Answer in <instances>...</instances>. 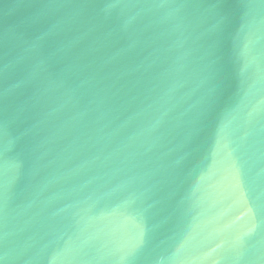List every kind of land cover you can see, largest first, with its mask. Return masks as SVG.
<instances>
[{"label": "water", "instance_id": "water-1", "mask_svg": "<svg viewBox=\"0 0 264 264\" xmlns=\"http://www.w3.org/2000/svg\"><path fill=\"white\" fill-rule=\"evenodd\" d=\"M0 264H264V0H0Z\"/></svg>", "mask_w": 264, "mask_h": 264}]
</instances>
